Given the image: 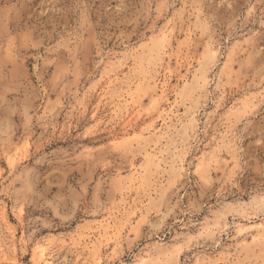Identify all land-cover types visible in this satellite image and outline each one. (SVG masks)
Returning <instances> with one entry per match:
<instances>
[{
  "label": "rangeland",
  "instance_id": "rangeland-1",
  "mask_svg": "<svg viewBox=\"0 0 264 264\" xmlns=\"http://www.w3.org/2000/svg\"><path fill=\"white\" fill-rule=\"evenodd\" d=\"M264 264V0H0V264Z\"/></svg>",
  "mask_w": 264,
  "mask_h": 264
},
{
  "label": "bare ground",
  "instance_id": "bare-ground-1",
  "mask_svg": "<svg viewBox=\"0 0 264 264\" xmlns=\"http://www.w3.org/2000/svg\"><path fill=\"white\" fill-rule=\"evenodd\" d=\"M36 258L39 259L38 262H41L42 264H48V262H46L44 260V258L42 257V253L39 256H37Z\"/></svg>",
  "mask_w": 264,
  "mask_h": 264
}]
</instances>
